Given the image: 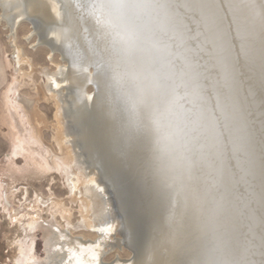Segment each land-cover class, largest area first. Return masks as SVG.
Masks as SVG:
<instances>
[{
    "label": "rangeland",
    "instance_id": "rangeland-1",
    "mask_svg": "<svg viewBox=\"0 0 264 264\" xmlns=\"http://www.w3.org/2000/svg\"><path fill=\"white\" fill-rule=\"evenodd\" d=\"M67 2L89 33L79 45L83 58L88 57L83 92L90 106L88 120L77 130L84 134L83 142L76 143L85 154L76 151L72 125L62 114L59 97L66 89L53 92L44 74L58 72L65 62L61 52L38 43L27 22L12 32L0 18V264H44L53 250L51 237L66 230L72 239L97 241L103 237L97 231L100 224H115L107 236L119 239V214L129 222L131 238L142 252L139 259L156 257L166 244L170 248L161 252L171 256L167 264H264V175L256 173L245 148L239 152L243 142L234 137L235 127L219 107L231 101L223 100L212 83L222 80L221 70L207 61L208 34L196 36L201 32L194 28L204 26L191 16L187 0H127L145 7L125 47L114 46L106 17L99 19L100 5L108 0ZM102 29L110 37L101 31L106 34L102 38ZM107 36L111 41L105 44ZM13 44L26 59H14ZM205 61L216 71L212 78L205 76ZM67 171L69 177L84 179L74 193ZM91 177L103 189L104 211L100 189L95 190L98 205L86 202ZM108 183L119 198L118 211ZM105 251L101 261L108 264L132 257L121 243Z\"/></svg>",
    "mask_w": 264,
    "mask_h": 264
},
{
    "label": "bare ground",
    "instance_id": "bare-ground-1",
    "mask_svg": "<svg viewBox=\"0 0 264 264\" xmlns=\"http://www.w3.org/2000/svg\"><path fill=\"white\" fill-rule=\"evenodd\" d=\"M59 1V3H62V7H63V11L61 13V11H59L58 9L56 8H53L51 9L50 5H45L43 4L42 2L39 4L38 3V8H35L36 10H38L39 12H42L43 14L45 15H49L50 17H46V18H51V19H46L45 16L44 17H34L36 19L33 18V15L31 14L32 10L30 9L32 3L35 2V0H0V8H1V12H0V18L3 19L5 21V23L12 29H14L15 25L18 24L19 22L21 21H25L27 22L30 27H31V31L35 32L36 33V37L38 38V43H41L43 45H46L47 47L50 48L51 51H54L55 49L59 50L62 54V56L64 57L63 60L65 59V62L64 64H61L59 65L58 67V72H54V74H50V73H46L44 72V74H46L47 76V81L48 82V85H51L54 89L56 90H52L53 92L54 91H58L60 88H65L66 89V92L65 91H62L61 93V96L59 97L61 99V102H62V114L66 120V125L68 123H70L72 125V130L74 131V135H72V138H71V141L73 142L72 144H74V146L76 147V151H82L83 152V148L80 144H77L76 142L77 141H80L82 140V134L81 135V132L77 131L79 130V128L83 125V124H80V122L82 120H88V107L90 106V103H89V99L87 98V94L85 95L84 92H83V86L86 84L87 82V77L85 76V65L87 64V62L85 61V59L87 60V58H83L84 56L82 55V49H80L81 46H79L83 41H86L85 39H87L88 37V34L86 33V29H84L85 26L84 24L82 25L80 23V20H76V18L74 17V15L72 14L71 10L73 11V8L71 7L72 5L69 4L68 2L66 3L67 0H57ZM82 1V0H81ZM85 1V0H84ZM91 1V0H90ZM150 1V0H149ZM211 1H214V3L216 4V7H214V10L216 9V13H217V16L219 18V20H222L223 18L226 19V22H227V26L229 27V31L230 32H234V34L237 33L239 34L238 32V29L236 27V23L240 25H242L240 23V19H235L233 18V15L236 14L234 13L235 10L238 11L241 10V14L243 16V18L245 20L248 21V28L250 32H253L256 30V32H258V34L260 35L259 37H261V40H262V48H264V0H235V2L233 3V7L232 5L229 3L230 1L229 0H203L200 4V9L202 8H207V4L211 3ZM71 3V2H70ZM87 3V2H86ZM85 3V4H86ZM89 4V3H88ZM94 4V3H93ZM91 4V5H93ZM87 5V4H86ZM85 5V7H86ZM181 6V5H180ZM50 7V8H49ZM88 7V6H87ZM245 8V9H244ZM76 9V8H75ZM78 9V8H77ZM81 9V7H80ZM87 9V8H86ZM92 9L95 10V8L93 7ZM82 10V9H81ZM93 10V11H94ZM54 11V12H53ZM75 11V10H74ZM78 11H75V13H77ZM81 12V11H80ZM88 12V11H87ZM92 12V11H91ZM97 11H95L96 13ZM89 13V12H88ZM93 13V12H92ZM83 14V13H80V15ZM97 14V13H96ZM100 14V13H98ZM102 14V13H101ZM99 15L102 16V19L104 18V15ZM95 15V14H94ZM92 15V16H94ZM77 16V14H76ZM79 16V15H78ZM82 16V15H81ZM86 16V14L84 15ZM83 16V17H84ZM91 16V15H90ZM91 16V17H92ZM235 16V15H234ZM89 17V16H88ZM45 18V19H44ZM62 18V19H61ZM85 18V17H84ZM82 18V19H84ZM88 18H86L87 20ZM95 19V18H94ZM101 19V17L99 18ZM101 19V20H102ZM52 20V21H50ZM85 20V21H86ZM99 20V21H101ZM241 20L243 21L244 23V20L242 19L241 17ZM90 22V20H88ZM93 21V20H91ZM96 21V20H95ZM87 22V21H86ZM103 22V20H102ZM105 22H106V18H105ZM233 23V24H232ZM86 24V23H85ZM97 24V23H96ZM95 23L93 25H96ZM82 25V26H81ZM101 25V24H100ZM235 26V28L233 27V30L231 28V26ZM87 26V25H86ZM107 26V25H106ZM199 26V25H198ZM201 26V25H200ZM253 26V27H252ZM98 27V26H96ZM95 27V28H96ZM100 27V26H99ZM98 27V28H99ZM105 27V25H104ZM93 28V26L91 27ZM93 28V29H95ZM247 28V27H246ZM247 28V29H248ZM101 29V27H100ZM104 29V28H103ZM100 30L103 31V33L106 31V30ZM107 29V28H106ZM10 30V31H11ZM86 32H85V31ZM99 30V29H98ZM92 31V30H91ZM97 31V30H96ZM95 31V33H96ZM13 32V30H12ZM90 32V31H89ZM93 32V31H92ZM98 32V31H97ZM100 32H99V35L97 34V36L101 38V35H100ZM107 32V35H108V30L106 31ZM105 32V33H106ZM245 32V31H244ZM94 33V32H93ZM110 33V32H109ZM13 34V33H12ZM87 34V36H86ZM92 34V33H91ZM90 34V35H91ZM102 34V32H101ZM111 34V33H110ZM29 35V34H28ZM93 35V34H92ZM102 38L105 37L104 34H102ZM109 36V35H108ZM107 36V39L105 40V44H106V41L109 39V37ZM112 36V35H111ZM242 36V35H240ZM94 37H96V35H94ZM90 38V37H89ZM97 38V37H96ZM95 38V39H96ZM99 38V39H100ZM100 39V41L102 42L103 39ZM106 38V37H105ZM112 38V37H111ZM110 38V39H111ZM41 41V42H40ZM108 41H111V40H108ZM107 41V42H108ZM93 42V41H92ZM37 43V44H38ZM88 43V41H87ZM97 43V42H96ZM112 43V42H111ZM110 43V44H111ZM91 44V43H90ZM94 44V43H92ZM103 44V47L105 46L107 48V45H104ZM109 44V43H108ZM113 44V43H112ZM142 45V44H141ZM146 45V44H145ZM14 46V59L18 62H20L19 60H22V59H26V58H23L21 56V53L19 52L18 48L16 47L15 44H13ZM95 46H98V45H95ZM114 46H115V43H114ZM117 46V45H116ZM100 47H101V44H100ZM109 47V45H108ZM119 47V46H118ZM125 47V45H124ZM83 48V47H82ZM99 48V46L97 47ZM114 48V47H113ZM85 51L87 48H83ZM94 49V47H93ZM103 49V48H102ZM101 49V50H102ZM108 49H111V46L110 48ZM121 49V48H120ZM249 49V48H248ZM91 50V49H89ZM96 50V49H95ZM100 50V49H99ZM251 50V49H250ZM97 51V50H96ZM103 51V50H102ZM107 51V49L105 50V52ZM165 51V50H164ZM264 51V50H263ZM88 52V51H87ZM91 52V51H90ZM100 55V51H97ZM108 52V51H107ZM116 52V51H115ZM120 52V51H119ZM259 52V50H258ZM52 53V52H51ZM109 53V52H108ZM107 53V54H108ZM261 53V52H259ZM80 54V56L78 55ZM90 54V53H88ZM106 54V53H105ZM106 54V55H107ZM241 54V55H240ZM262 54V53H261ZM92 55V54H91ZM90 55V56H91ZM130 55V53H129ZM165 55V54H164ZM87 56V55H86ZM103 55H101V58H102ZM243 56H245L247 59H249L250 61V64L252 65L253 64V71L254 73L256 74V76H263V72L261 71V69L259 68L260 66L256 64H258L256 58L254 57V53L253 51L251 50L250 52H244L243 53V50H241L239 52V57L242 59ZM110 57V56H109ZM92 58V57H90ZM90 58H89V61H90ZM105 58V57H104ZM108 58V57H107ZM122 58V57H121ZM245 58V59H246ZM106 59V58H105ZM134 59V58H133ZM100 60V59H99ZM111 60V58H110ZM132 60V59H131ZM136 60V59H135ZM15 61V62H16ZM93 61V60H91ZM124 61V60H123ZM241 61V60H240ZM22 62V61H21ZM86 62V63H85ZM104 62V60L102 61ZM107 62V61H105ZM119 62V61H118ZM211 62V61H210ZM238 62V61H237ZM95 63V62H94ZM145 63V62H144ZM248 63V62H247ZM97 65H99L96 61ZM109 64V63H108ZM112 64V63H111ZM117 64V63H116ZM120 64V63H119ZM137 64V63H136ZM167 64V63H166ZM240 63L238 62V65ZM128 65V64H127ZM101 66V65H100ZM99 66V67H100ZM117 66V65H116ZM120 66V65H119ZM125 66V65H124ZM259 66V67H258ZM110 67V66H109ZM102 68V67H101ZM100 68V70H101ZM115 68V67H114ZM128 68V67H127ZM135 69V68H134ZM154 69V68H153ZM88 71V70H87ZM104 73V72H103ZM216 73V71H215ZM90 75V74H89ZM112 75V74H111ZM159 75V74H158ZM227 75V74H226ZM226 75L223 74L221 75V78L224 77L226 79ZM105 76V74H104ZM142 76V75H141ZM232 76H233V73H232ZM146 77V76H145ZM242 77V76H241ZM229 78V77H228ZM227 78V81L229 83V79ZM236 78V76H235ZM225 79L224 82H225ZM247 78H244L242 77V80H243V83L245 84V81ZM264 79V78H263ZM99 80V79H98ZM146 80V79H145ZM242 80H240V82H242ZM174 82V81H173ZM183 82V81H182ZM96 83V82H95ZM102 83V82H101ZM98 84V83H97ZM176 84V83H175ZM119 86V85H118ZM131 86V85H130ZM141 86V85H140ZM245 88L243 89L242 88V91L243 92H240V94L237 96V99L238 97H240V95L244 96L245 94H248V90L246 88L249 89V86H247V84H245ZM259 89L264 92V83H260L258 85ZM52 88V89H53ZM58 88V89H57ZM85 88V86H84ZM125 88V87H124ZM118 89V88H117ZM158 89V88H157ZM129 90V89H127ZM134 91V90H133ZM163 91V90H162ZM259 91V90H258ZM61 92V91H60ZM64 92V93H63ZM261 92V93H262ZM258 93V92H257ZM97 94V93H96ZM101 94V93H100ZM264 94V93H263ZM92 95V94H91ZM145 95V94H144ZM147 95V94H146ZM57 96L58 95V92H57ZM119 96V95H117ZM140 96V95H139ZM175 96V95H174ZM114 97V96H113ZM144 97V96H143ZM141 97V98H143ZM248 97H252V93H250L248 95ZM260 99L262 100V103L259 104L261 105V111H264V98L263 96H259ZM119 98V97H118ZM130 98V97H129ZM250 98L247 100V101H251ZM24 99V98H23ZM59 99V100H60ZM88 99V100H86ZM122 99V98H121ZM148 99V98H146ZM182 99V98H181ZM252 99V98H251ZM255 99V98H254ZM258 99V98H257ZM21 101V99H20ZM28 101V100H27ZM98 101V100H97ZM138 101V100H137ZM112 102V101H111ZM150 102V101H148ZM258 102V101H257ZM164 103V102H163ZM217 103V102H216ZM252 103V102H251ZM141 104V103H140ZM145 104V102H144ZM175 104V103H174ZM97 105V104H96ZM251 106V104H249ZM107 106V105H106ZM120 106V105H119ZM137 106V104H136ZM147 106V105H146ZM212 106V104H211ZM139 107V106H138ZM144 107V106H143ZM142 107V108H143ZM109 108V107H108ZM130 108V107H129ZM121 109V108H120ZM146 109V108H145ZM138 111V110H137ZM151 112V111H150ZM155 114V113H154ZM148 115V114H147ZM153 115V114H151ZM92 116V115H91ZM133 116V115H132ZM255 118H257V122H259L261 119V116L259 114L258 116V113L255 114ZM132 118V117H131ZM151 118V117H150ZM156 120V119H155ZM160 120V119H159ZM68 122V123H67ZM154 122V121H153ZM157 122V121H155ZM82 123V122H81ZM93 125V124H92ZM147 126V125H145ZM71 129V128H69ZM148 129V128H147ZM84 131V130H83ZM82 131V132H83ZM172 131V130H171ZM188 131V130H187ZM85 133V132H84ZM174 133V132H172ZM177 135V133H176ZM81 136V137H80ZM86 137V136H85ZM88 138V137H87ZM91 138V137H90ZM171 138V137H170ZM177 139V138H176ZM94 140V139H93ZM175 140V139H174ZM83 142V140H82ZM101 142V141H99ZM106 142V141H105ZM108 142V141H107ZM107 142L105 143V146H107ZM103 143V142H102ZM175 143V142H174ZM173 143V144H174ZM70 144V143H69ZM99 144L100 143H95V145ZM107 144V145H106ZM104 145V144H103ZM97 146V148H98ZM100 147V146H99ZM113 147V146H112ZM167 147V146H166ZM105 148V147H104ZM107 149V148H106ZM161 149V147H160ZM88 150V149H87ZM86 150V151H87ZM90 150V149H89ZM96 151V148L94 149ZM99 150V149H97ZM101 150V149H100ZM105 150V149H103ZM93 151V150H92ZM94 151V153H95ZM102 151V150H101ZM101 151H100V154H101ZM108 151V150H107ZM115 151V149L113 150V152ZM91 152V151H90ZM97 152V151H96ZM77 153V152H76ZM92 153V152H91ZM99 153V152H98ZM105 153V152H104ZM109 153V151H108ZM80 155L82 153H79ZM83 154H85L83 152ZM87 154V153H86ZM97 154V153H96ZM99 154V155H100ZM103 154V153H102ZM112 154V153H111ZM78 155V156H80ZM89 155V154H88ZM98 155V156H99ZM108 155V154H107ZM87 156V155H86ZM168 156V155H167ZM176 156V155H175ZM66 157V156H65ZM81 157V156H80ZM88 157V156H87ZM96 157V156H95ZM93 157V158H95ZM150 157V156H149ZM156 157V156H155ZM89 158H92L89 156ZM164 158V157H163ZM97 159V157H96ZM95 159V160H96ZM110 159V158H109ZM79 160V159H78ZM81 160V158H80ZM92 160V159H91ZM94 160V159H93ZM150 160V159H149ZM110 161V160H108ZM163 161V160H162ZM186 161V160H185ZM92 162V161H91ZM95 162V161H94ZM83 163V162H81ZM110 163V162H109ZM136 163V162H135ZM84 164H86V167H88L90 165L87 164V162H84ZM101 164V163H100ZM115 164V163H114ZM97 165V164H95ZM93 165V166H95ZM105 165V164H104ZM85 167V165H83ZM92 166V165H91ZM92 166V167H93ZM162 167V166H161ZM69 168V167H68ZM96 168V167H95ZM94 168V169H95ZM85 169V168H84ZM170 169V168H168ZM92 170V169H91ZM98 171V170H97ZM161 171V170H160ZM175 171V169H174ZM90 172V171H89ZM92 172V171H91ZM156 172V171H155ZM87 173V171L85 172ZM166 173V172H165ZM177 173V172H176ZM71 174V173H70ZM87 174H91V173H87ZM93 174L95 175L94 171H93ZM164 174V173H163ZM66 175V174H65ZM93 175V176H94ZM89 176V175H88ZM92 176V177H93ZM97 176V175H96ZM168 176V175H166ZM87 177V176H86ZM91 177V180L90 178L88 179V184L90 182H93V180L96 178H92ZM148 178V177H147ZM166 179V178H165ZM83 178L81 175H75V176H71L69 177L68 175V171H67V184L69 185V187L71 188V190H73V193H74V190L75 188H77L79 182L81 181L82 183L83 182ZM96 181V180H95ZM166 182V181H164ZM93 182V185H90L88 186V188L86 189L87 191V196H86V202L88 205L92 206L93 208L96 206V204L98 205V201L97 199H95V195L97 196V194H95V190L97 188L100 189L98 192V196H100V198H102V200L104 201V205L102 206V210L101 211H104L106 210V199H105V195L103 193V189H101L99 185V183H95ZM103 184V183H102ZM101 184V186L103 187V185ZM84 185V184H83ZM175 185V184H174ZM106 186V184L104 185V187ZM107 187V186H106ZM160 187V186H159ZM226 189V188H225ZM178 190V189H177ZM104 195V196H102ZM107 195V194H106ZM108 200V198H107ZM189 202V201H187ZM185 203V202H184ZM181 204V203H180ZM110 205V204H109ZM164 205V204H163ZM175 207V206H174ZM191 207V206H190ZM108 208V207H107ZM187 208V207H186ZM100 209V208H99ZM115 209V208H114ZM172 209V207H171ZM177 209V208H176ZM109 210V209H108ZM107 210V211H108ZM193 210V209H192ZM112 211V210H111ZM110 211V212H111ZM178 211V210H177ZM176 212V211H175ZM184 212V210H183ZM189 212V211H187ZM193 212V211H192ZM105 213V212H104ZM109 214V212H107ZM187 214V213H186ZM98 215V214H97ZM107 215V214H106ZM111 215V213H110ZM112 218H114L113 215H111ZM162 216V215H161ZM192 216V215H191ZM106 217V216H105ZM109 217V216H108ZM189 217V216H188ZM102 217L101 216H98V219H101ZM111 218V219H112ZM189 219V218H188ZM97 220V219H96ZM104 221L106 220L105 218L103 219ZM102 220V221H103ZM118 220V219H117ZM175 220V219H174ZM115 221V220H114ZM184 221V220H183ZM187 221V220H186ZM101 222V221H100ZM110 222V221H109ZM173 222V221H172ZM192 222V221H191ZM89 224H92L90 221H88ZM102 223V222H101ZM107 223V222H106ZM120 223V222H119ZM190 223V222H189ZM108 226H103L100 224V226L97 228V231L100 232L101 235H103L102 238L98 239L97 241H91V240H86V239H83V238H70L69 235V231H64L63 234H59V233H55L52 237H51V242H52V245H53V250L52 251H49L48 252V256L46 258V261L44 264H108V263H105L103 261H101V256L103 255V253H105V249L106 247H110L111 245L114 246L115 244H118L121 242L122 240V236H120L119 239H114V241L112 239H109L107 234L110 233L111 231H113L114 229V226L115 224H113L111 227H109V223H107ZM173 224V223H172ZM177 224V223H176ZM179 224V223H178ZM185 225V224H184ZM118 226V225H117ZM171 226V225H170ZM176 226V225H175ZM205 226V225H204ZM121 227V226H120ZM119 227V228H120ZM174 227V226H173ZM179 228V227H178ZM192 228V227H191ZM205 228V227H204ZM171 229V228H170ZM176 229V228H175ZM186 230V229H185ZM190 230V229H189ZM196 232V231H195ZM66 234V235H65ZM175 234V233H174ZM100 235V236H101ZM172 239V238H171ZM115 243V244H114ZM166 245V244H165ZM163 244H161L159 246V252H157V255L156 257L154 256H148V254L146 256L143 255L144 258H138L140 254V252L138 251V254L137 256L135 257H131L130 259L128 260H124V258H116L112 263V264H167L168 263V259H170V255L167 254V256L163 255V253L161 252V250H166V249H169V245L165 246ZM169 247V248H168ZM176 248H173V250H175ZM108 250V249H107ZM171 250V251H173ZM157 251V250H156ZM167 251V250H166ZM144 252V251H143ZM191 252V251H190ZM151 253H153L151 251ZM146 254V253H145ZM154 254V253H153ZM170 254V253H169ZM172 255V254H171ZM146 257V258H145ZM172 261V260H171Z\"/></svg>",
    "mask_w": 264,
    "mask_h": 264
},
{
    "label": "water",
    "instance_id": "water-1",
    "mask_svg": "<svg viewBox=\"0 0 264 264\" xmlns=\"http://www.w3.org/2000/svg\"><path fill=\"white\" fill-rule=\"evenodd\" d=\"M203 0H187L188 8L190 11V14L192 17H197L202 20V25L204 28L201 26H198L197 29L194 28V31H199L201 32L200 34L196 36H202L205 33L208 34V47L206 50V58H209L207 61H211L210 66L213 64H217L219 69L221 70V75L227 74L226 79L222 77V80L218 79H213L212 83L217 87V89L221 92L223 95V100L225 101L229 98L231 101L230 104H225L224 101H222L223 105H220V109H222L223 113H226L228 116L227 118L230 120L232 124L233 131L237 134L236 137L237 141L240 142L238 139H240L243 143H241L242 149H238L239 152H242L244 148L247 151V157L248 159L252 162L251 164L256 167V173L258 175H264V111H261V103L262 100L260 99L259 96H263L264 98V92H262L258 85L260 83H264V48H262V40L258 32L253 31L250 32L248 31V21L245 20L242 16L241 10L238 9L235 10L233 15L234 20L235 19H240V23L242 25L236 23V27L238 29L239 34L234 32L229 31V27L227 26L226 19L223 18L222 20H219L216 9L214 10V7H216V4L214 1H211V3L207 4V8H202L199 7ZM230 4L233 7V3L235 0H229ZM43 3L45 5H50L51 9L56 8L59 11H63L62 3H59L57 0H35L34 3H32L30 9L32 10L31 14L34 17H50L49 15H45L42 12H39L35 8H38V3ZM39 3V4H40ZM264 5V3H263ZM49 7V8H50ZM245 9V8H244ZM54 12V11H53ZM201 12V13H200ZM244 20L243 21L241 20ZM44 18V19H45ZM36 19V18H34ZM46 19H51V18H46ZM62 19V18H61ZM52 21V20H50ZM233 24V23H232ZM233 27L231 26L232 30ZM248 29H247V28ZM253 27V26H252ZM204 29V30H203ZM245 31V32H244ZM204 33V34H203ZM242 35V36H240ZM193 41H191L192 43ZM190 43V45H192ZM249 48V49H248ZM254 53V57L256 58L258 64V67L261 69L263 72V76H256V74L253 71V64H250V60L247 59L245 56L241 59L239 57V52L243 50L244 52H250L251 50ZM261 52L259 53L258 52ZM211 54V55H209ZM241 55V54H240ZM210 56V57H209ZM213 59V63L212 60ZM246 58V59H245ZM241 60V61H240ZM207 61H205L206 65L209 67V72L205 73L206 78L211 77L212 73H215V69L212 68L207 64ZM240 63L238 65V62ZM248 62V63H247ZM203 69H208L207 67L202 68ZM233 73V76H232ZM220 76V74H219ZM236 76V78H235ZM247 78L245 81V84L249 86V89L246 88L248 91V94H245L244 96L240 95V97L237 96L240 94L242 91V88L244 89L246 86L243 83L242 77ZM229 77V78H228ZM227 78L229 79V83L227 81ZM225 79V82L224 80ZM242 80V82H240ZM223 81V82H222ZM213 85V86H214ZM259 90V91H258ZM258 92V93H257ZM262 92V93H261ZM252 93V99L248 97V95ZM250 98L251 101H247ZM255 98V99H254ZM258 98V99H257ZM218 99L220 100L219 96ZM258 101V102H257ZM252 102V103H251ZM260 102V104H259ZM251 104V106L249 105ZM236 106V107H235ZM235 107V108H234ZM238 110V115H241L243 119L236 117ZM258 113V116L260 114L261 119L259 122H257V118H255V114ZM242 123V126L240 125V122ZM241 126V127H240ZM247 159V158H246ZM233 169V167H232ZM234 170H238V167H234ZM110 194L112 197L113 205L116 211H118L119 207V198H117V195L115 191L112 190L110 187L111 185L108 183ZM125 216H127V212L124 213ZM119 217L121 218L122 225L119 229H117V233L122 236L121 244L127 248L129 251H131L132 256L136 257L138 254V248H136V243L133 242L131 238V231L129 228V222L127 221L126 217L124 218V215L119 214Z\"/></svg>",
    "mask_w": 264,
    "mask_h": 264
},
{
    "label": "clouds",
    "instance_id": "clouds-1",
    "mask_svg": "<svg viewBox=\"0 0 264 264\" xmlns=\"http://www.w3.org/2000/svg\"><path fill=\"white\" fill-rule=\"evenodd\" d=\"M145 5L129 3L127 0H108L100 5L101 13L106 17V25L118 46L127 45L134 37L135 18Z\"/></svg>",
    "mask_w": 264,
    "mask_h": 264
}]
</instances>
